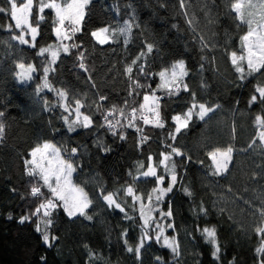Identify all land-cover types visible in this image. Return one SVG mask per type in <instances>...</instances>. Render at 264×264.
Masks as SVG:
<instances>
[{
    "label": "trees",
    "instance_id": "1",
    "mask_svg": "<svg viewBox=\"0 0 264 264\" xmlns=\"http://www.w3.org/2000/svg\"><path fill=\"white\" fill-rule=\"evenodd\" d=\"M0 6L7 7L3 3ZM229 6L230 0H184L183 7L180 0H92L82 31L73 41H67L78 43L80 47L69 53L61 52L52 65L55 70L48 74L54 89L67 91L71 107H74L73 97L80 99L85 105L81 111L93 118L90 129L78 128L72 133L67 131L62 119L69 113L61 107L63 101L56 92L48 88L36 91L37 85L43 83L41 61L48 58L47 54L38 57L36 52L40 46L55 42L54 12L45 9L36 49L12 40L14 33L7 30V25H14V21L9 19L8 13H0V25L4 26L0 29V112L4 113L0 121L5 126L0 137V264H43L42 256L46 264H89L85 245L100 257L91 264H156L158 256L164 264H229L233 260L235 264H258L260 257L255 249L260 237L254 229L264 225V216L260 214V209H264V145L256 135L262 129L255 123V116L264 113L259 103L249 106L248 100L253 85L257 81L264 82V72L244 81L238 78L230 53L239 48V36L247 27H237L235 13L229 11ZM37 8L34 0V11ZM125 21L130 23V31L117 32L108 44L101 45L91 36L95 28L119 29L124 27ZM14 32L18 34V30ZM148 44L154 46L151 52L147 50ZM81 52L87 71L79 67ZM142 52L145 55L133 66V80L138 76L136 69L140 64L146 72L155 74L182 59L188 69L184 77L188 91L181 89L178 94L168 96L164 90H157L163 128L144 124L139 119V111L135 126H127L131 108H139L147 89H138L140 95L130 96L134 85L125 67ZM17 62L37 66L32 80H19ZM139 82L155 89L159 77L139 75ZM191 93L196 94L198 102L220 107L204 120L194 116L190 126L172 140L169 136L174 132L171 116L187 109L192 101ZM101 96L106 99L101 100ZM113 105L117 106V111L110 119L113 123L120 121L116 135L106 126L99 127ZM120 108L124 109V116L120 115ZM121 134L124 139H120ZM142 136L146 138L143 143ZM253 139L255 144H252ZM46 140L68 149L64 151L67 158L71 148H78L77 155L72 157L77 166L73 180L82 185L93 201L88 209L92 220L81 216L69 218L62 208L54 211L51 233L59 239L51 248L35 231V220L19 222L21 216L40 203L31 195V187L42 184L38 176L27 175L24 161L30 159L34 146ZM97 141L110 151L97 147ZM229 144L234 148L229 171L220 176L212 175L207 152ZM168 145L187 154L173 157L179 182L162 202L166 211L169 207L172 210L170 221L174 228H170V232L176 236L179 255L165 247L162 240L158 243L153 238L137 260L134 253L126 251L122 233L128 230L126 238L135 246L142 224L139 204L133 211L132 198L119 193V202L133 217L125 219L119 209L107 206L101 189L107 194L133 184V176L139 175L138 162L146 165L149 155L155 162L159 153L170 151ZM161 172L162 169H158V174ZM168 181L166 176L165 185ZM133 186L137 194H145V202L155 181L141 177ZM185 188L192 194L188 195ZM42 191L48 195L46 188ZM213 226L220 245L218 261L212 257V246L205 242L200 231Z\"/></svg>",
    "mask_w": 264,
    "mask_h": 264
},
{
    "label": "snow or ice",
    "instance_id": "2",
    "mask_svg": "<svg viewBox=\"0 0 264 264\" xmlns=\"http://www.w3.org/2000/svg\"><path fill=\"white\" fill-rule=\"evenodd\" d=\"M0 3L7 5V7L0 6V13H8L9 19L14 21L13 24L7 25V30L13 32L11 36L12 40L19 41L20 44L29 45V47L36 49L37 37L41 34V22L45 20V9L52 10L54 17L52 18V31L55 34V42L46 46H40L36 52V56L45 57L46 61H41V67L43 71V83L37 85V93L48 88L50 91H55L56 95L63 101L61 107L69 115H64L62 119L67 125V131L69 133L75 132L78 128L90 129L93 126V118L90 115L84 114L81 109L85 105L80 99L74 100V107H71L68 103L69 96L64 89H54L49 81L48 74L55 69L52 65L56 64L61 52L69 53L71 49H78L80 44L78 43H65V41H73L76 34L82 31V25L84 24L85 17L89 13V6L92 0H35V4L38 8L34 11V0H0ZM181 7L184 6V0H180ZM229 11L235 13V19L238 21L237 27L246 25L247 31L243 35L239 36L240 45L237 50L230 53L231 63L238 73V78L241 81L246 80L248 77H254L256 74L264 72V0H230ZM192 23L191 20L188 21ZM4 28L0 25V29ZM131 25L125 21L124 27L115 29L110 26L100 27L91 32V36L94 37L101 45L108 44L116 37L117 32L123 34L130 31ZM14 30H19V34H15ZM30 37V38H29ZM127 42V41H125ZM152 44L147 45L148 52L153 49ZM145 53H141L134 59L131 64L126 65L125 72L128 74V79L133 82L134 87L129 95H140L138 89H147L143 93V102L139 103V108L132 107L128 114V127H134L137 119L136 113L140 112L139 119L143 120L144 124H152L155 127L163 128L164 122L160 112V97L156 95L157 90H164L168 96L178 94L181 89L188 91V85L184 82V77L188 75V69L185 61L180 59L171 63L169 67H163L158 73H148L145 71L144 65L140 64L136 71L138 76L133 80V66L137 65V61L144 56ZM81 63L80 68L87 71L85 64L83 63L84 54L80 53ZM16 67L19 69L16 72V76L21 81H30L33 79V73L38 69L35 64H25L23 62H17ZM139 75L150 76L157 75L159 77V83L156 88L152 86L141 84L139 82ZM131 87V86H130ZM192 101L187 109L176 115L171 116V120L174 122V132H170L169 136L172 140H176L177 135L183 130H186L195 116L199 120H204L209 113L214 112L220 107V105L209 106L206 103L198 102L196 94L191 93ZM101 100L106 97L101 96ZM135 104L136 102L133 101ZM259 103L262 108L261 112L264 113V82L257 81L253 85V92L248 100V105ZM45 106L48 105V101H44ZM128 101L125 100V105ZM99 111V106L97 108ZM117 111V106L113 105L108 114L104 115V124L99 127H107L108 131H111L113 135H116V127L120 124L117 120L113 123L110 116ZM120 115L124 116L125 112L123 108L119 109ZM150 114V115H149ZM4 113L0 112V117H3ZM74 117V118H73ZM255 123L259 125L260 129L256 135L264 145V114H257L255 116ZM4 124L0 121V137L4 134ZM137 131L141 129L137 128ZM123 134L120 135V139H124ZM146 138L141 137V143L145 142ZM256 140L253 139L252 144H255ZM252 144L249 147H252ZM97 147H103L104 151H110L109 148L103 146L100 141H97ZM170 151L161 152L158 154V159L153 162V157L149 155L147 157V164L141 161L138 162L137 172L138 176H133V184L143 178H154L155 187L146 194L147 204H145V194H137V190L133 184H127L121 186L114 192H107L101 189V196L103 201L108 207L119 209L124 214V218L132 220L133 217L129 216L122 203L119 202V193L123 192L125 197H131L133 200L132 208L136 211V204H139V217L143 221L140 224L141 234L137 239L135 246L129 244L128 230L122 233L125 237L124 243L126 251L134 253L137 260L141 257V251L145 248L148 241L155 239L156 242L163 240V245L172 250L176 255H179V246L176 238L169 237L165 234L166 228H174V224L161 225L153 215L157 211V207L164 200L167 194L173 191L174 186L179 182L176 173V163L173 159L174 156L185 157L187 154L182 152L180 148L173 145L167 146ZM68 149H62L55 143L50 141H43L42 143L34 146L30 153V159H25L28 176H38L42 184L32 185L31 195L40 200V203L35 207L33 211H30L27 215H23L19 218L21 224L35 220V231L40 233L42 242L49 248L54 246V242L59 239L56 235L51 233V228L54 225L52 219L53 213L58 208H62L69 218L84 217L87 220H92L93 217L88 215V209L93 204L89 194L73 182V173L76 172L77 166L72 162V157H75L78 153V148L70 149L69 158H65L62 154ZM234 148L231 144L224 148L216 147L212 151L207 152V156L211 159L212 175L220 176L229 171V165L233 159ZM191 160V157H187ZM200 163H203L201 161ZM146 170H143L145 169ZM158 169H162V172L158 174ZM129 175H132L130 172ZM166 176L170 177L167 182V187L163 185L166 182ZM43 188L48 190V195L42 191ZM188 195L192 193L187 189H183ZM231 190V189H229ZM126 203V199L124 201ZM203 211V209H202ZM261 216H264V209H260ZM159 215L161 217H171L172 210L165 213L160 210ZM9 214V219H11ZM152 225H155V236L149 234V229ZM204 236L205 242L212 246L211 255L214 260L220 259V245L217 239V233L215 227H204L201 230ZM255 234L260 237V244L256 247L255 251L259 255L260 259L258 264H264V225L257 226L254 229ZM88 249L89 264L93 259H100V257L88 248V245L84 246ZM43 264H46V258L40 257ZM156 264H164L161 257L155 258ZM229 264H235V260L230 261Z\"/></svg>",
    "mask_w": 264,
    "mask_h": 264
},
{
    "label": "rangeland",
    "instance_id": "3",
    "mask_svg": "<svg viewBox=\"0 0 264 264\" xmlns=\"http://www.w3.org/2000/svg\"><path fill=\"white\" fill-rule=\"evenodd\" d=\"M18 2H19V0H18ZM97 28H95L94 29V31L96 30ZM18 34H19V30H18ZM30 38V37H29ZM65 43H67V41H65ZM23 63H25L26 65L27 64H32V63H27V62H23ZM19 71V69L17 68V72ZM19 78V77H18ZM20 80V79H19ZM21 81V80H20ZM156 95L158 96V93L156 92ZM150 115V114H149ZM46 141H49V140H46ZM51 142V141H50ZM53 143V142H52ZM64 156H65V158L67 159V156H66V154L63 152L62 153ZM233 155H234V152H233ZM72 179H73V177H72ZM169 180H170V177H169ZM73 182L74 183H76L74 180H73ZM76 184H78V183H76ZM80 187H82V185H80V184H78ZM164 187H167V185H163ZM85 190V189H84ZM166 197V196H165ZM164 197V198H165ZM145 204H147V199H146V201H145ZM160 210H162V211H164L165 213L167 212L164 208H163V206H162V203L161 204H159L158 205V207H157V211L156 212H154L153 213V215L155 216V218H156V220L161 224V225H167V224H169V223H171V218L170 217H167V218H165V217H161L160 215H159V211ZM142 223H143V221H142ZM172 224V223H171ZM154 229H155V225H152L151 227H150V229H149V234L150 235H154L155 236V231H154ZM165 234L166 235H168L169 237H175L176 238V236L175 235H173V234H171V232H170V228H166V231H165ZM163 241V240H162ZM177 241V240H176Z\"/></svg>",
    "mask_w": 264,
    "mask_h": 264
}]
</instances>
